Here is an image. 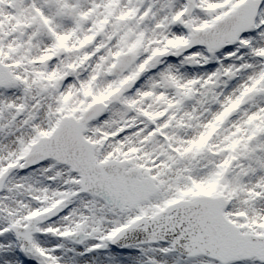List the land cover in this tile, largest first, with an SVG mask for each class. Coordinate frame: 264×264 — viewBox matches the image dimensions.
I'll return each mask as SVG.
<instances>
[{"label": "snow or ice", "instance_id": "snow-or-ice-1", "mask_svg": "<svg viewBox=\"0 0 264 264\" xmlns=\"http://www.w3.org/2000/svg\"><path fill=\"white\" fill-rule=\"evenodd\" d=\"M0 264H264V0H0Z\"/></svg>", "mask_w": 264, "mask_h": 264}]
</instances>
